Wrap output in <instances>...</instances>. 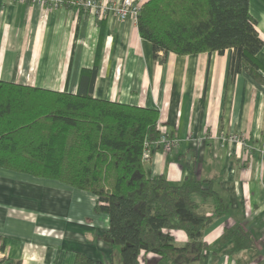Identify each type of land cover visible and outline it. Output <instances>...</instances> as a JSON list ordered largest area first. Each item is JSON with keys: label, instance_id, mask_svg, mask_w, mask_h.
<instances>
[{"label": "crops", "instance_id": "crops-1", "mask_svg": "<svg viewBox=\"0 0 264 264\" xmlns=\"http://www.w3.org/2000/svg\"><path fill=\"white\" fill-rule=\"evenodd\" d=\"M249 13L263 42L257 78L231 73V50L154 58L131 20L110 24L79 6L55 11L2 0L0 81L157 110L160 133L179 142L169 153L151 148L144 159L151 177L178 185L193 170L229 206L204 227V258L192 264H264V2L250 0ZM193 132L201 134L192 143ZM235 133L242 143L230 142ZM194 200L200 214L212 213L211 200ZM95 205L91 193L0 168L2 264H73L79 253L106 261L97 235L109 218ZM238 226L255 247L230 255L226 229ZM169 233L175 246L188 241L182 231ZM139 264L169 263L142 252Z\"/></svg>", "mask_w": 264, "mask_h": 264}, {"label": "trees", "instance_id": "trees-1", "mask_svg": "<svg viewBox=\"0 0 264 264\" xmlns=\"http://www.w3.org/2000/svg\"><path fill=\"white\" fill-rule=\"evenodd\" d=\"M249 1L148 0L135 24L154 58L159 52L231 50V73L246 70L257 78L263 42ZM158 123L154 109L0 81V168L91 193L94 211L109 218L108 228L97 235L108 246L106 261L79 253L73 264H139L142 252L169 264L203 260L202 231L229 206L212 181L193 170L178 185L151 177L144 159L161 136ZM194 196L213 202L210 215L197 211ZM175 230L187 236L182 247L172 243L169 231ZM226 238L230 255L255 247L241 226L226 229Z\"/></svg>", "mask_w": 264, "mask_h": 264}, {"label": "built area", "instance_id": "built-area-1", "mask_svg": "<svg viewBox=\"0 0 264 264\" xmlns=\"http://www.w3.org/2000/svg\"><path fill=\"white\" fill-rule=\"evenodd\" d=\"M2 1V0H0ZM20 2H29L39 6H44L51 10H58L65 6H79L83 11L91 12L102 20H108L113 24L115 20H131L136 23L141 4L135 3L133 0H113L111 2L100 0H17ZM200 133V132H199ZM198 132H193L189 137L190 141H194L200 137ZM201 134V133H200ZM204 135V134H203ZM230 142H240L239 135L235 133L229 138ZM179 140L168 138L166 134H161L158 141L154 143V147L161 145L163 153H169L178 146Z\"/></svg>", "mask_w": 264, "mask_h": 264}]
</instances>
